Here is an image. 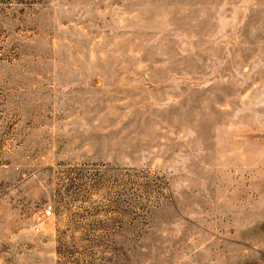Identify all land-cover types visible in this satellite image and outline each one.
<instances>
[{"label":"rangeland","instance_id":"374dc122","mask_svg":"<svg viewBox=\"0 0 264 264\" xmlns=\"http://www.w3.org/2000/svg\"><path fill=\"white\" fill-rule=\"evenodd\" d=\"M0 264H264V0H0Z\"/></svg>","mask_w":264,"mask_h":264}]
</instances>
